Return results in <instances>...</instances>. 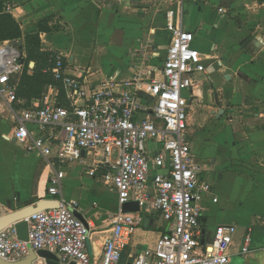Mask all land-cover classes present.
<instances>
[{
	"label": "built area",
	"instance_id": "built-area-1",
	"mask_svg": "<svg viewBox=\"0 0 264 264\" xmlns=\"http://www.w3.org/2000/svg\"><path fill=\"white\" fill-rule=\"evenodd\" d=\"M171 1L175 11L165 12L167 49L159 78H109L90 84L69 74L66 57L57 53L44 73L61 89L49 86L24 108L13 83L23 72L24 52L18 41L0 43V99L12 114V139L46 161L48 198L57 204L22 220L26 241L18 239L16 223L1 229L0 260L16 263L31 250L49 251L59 264H230L236 228L217 226L210 237L204 232L203 202L213 195L212 187L187 134L194 78L207 75L205 62L211 59L193 48L194 35L182 26L184 0ZM198 1L206 2L193 0ZM17 5V0H3L2 9L12 14ZM84 156L93 158L88 174L99 175L117 193L98 259L87 252L89 228L76 216L77 201L62 196L64 164L83 162ZM129 202H136L138 211L124 213ZM154 217L166 224L165 232L153 247L129 253L124 261L134 232ZM250 243L247 233L237 254L247 255Z\"/></svg>",
	"mask_w": 264,
	"mask_h": 264
},
{
	"label": "crops",
	"instance_id": "crops-1",
	"mask_svg": "<svg viewBox=\"0 0 264 264\" xmlns=\"http://www.w3.org/2000/svg\"><path fill=\"white\" fill-rule=\"evenodd\" d=\"M17 2L18 5L10 15L19 23L23 34L35 32L38 24L48 17L59 19L64 29L56 31L54 35L41 33V51L64 55L69 74L81 75L90 84H99L109 78L118 81L135 76L146 80L159 78V69L167 49L162 27L168 19L165 16L168 5L163 6L165 12L162 10L157 12L155 8L148 12L145 9V0H17ZM218 9H223V12H218ZM173 10L175 11V7ZM126 20L138 24L136 27L138 35L128 36L131 46L125 53L124 61L121 64L117 63L109 75H101L91 67L90 61H84L82 57L75 55L73 49L80 39L90 41L101 37L107 42L117 31H122L123 36L130 33L127 31L131 30L126 29L124 32L118 25V22ZM182 26L194 35L192 44L194 49L204 58L211 59L205 62L208 66L207 75L198 74L194 78L192 102L187 116V134L191 151L197 160V151L191 140V133L193 134L194 130L190 132V127L208 124L212 121L211 117L216 121H224L223 126L215 133L207 129V139L214 140V144L220 142L219 153L227 156L223 159V164L228 162V165H233L240 174L243 173L236 177L250 184V191L255 194L260 206L256 204L257 211L242 215L243 217L235 220L234 224L222 223L217 226L236 228L234 244L230 250V264H264V0H206L196 3L193 0H184ZM134 33L136 34L135 31ZM124 37L128 38L127 35ZM126 38L122 37L123 42L127 40ZM31 64L34 66V63ZM60 93L62 100L64 92ZM193 102L196 108L192 106ZM6 111L9 114L8 119L4 116ZM195 111L198 117L194 120ZM220 111L222 114H219ZM197 123L198 125H195ZM13 126L12 114L0 99V218L29 206L34 207L41 200H49L47 187L50 171L46 161L37 153H28L22 144L12 139ZM86 159H90L91 162L87 166L86 177L77 179L70 192L67 190L64 192L63 180L67 179L69 162L64 164L62 196L66 200L77 201L79 207L76 214L89 228L87 252L91 258L98 259L102 243L108 236L110 224L108 216L116 210L117 193L113 188L107 189L99 175L92 178L88 174L93 158L84 156L83 162L79 163L85 166ZM245 164L249 165V174L255 177H245L248 172L244 169ZM202 168L204 178L212 187L213 193L203 202V230L207 237H210L217 226L209 227V217L205 211L209 206L218 204L219 199L215 185L213 186L206 178L207 167ZM74 181L75 179L71 182ZM71 182L69 179L66 180V184ZM102 191L115 194L113 210L106 209L104 204H100ZM212 197L216 198V203L211 202ZM152 219L154 225L145 228L147 231L134 232L137 237L149 232V241L131 240L124 261H127L129 253L153 247L163 230L165 232L166 224H156L158 218ZM247 233L251 238L250 252L240 256L237 254V247ZM0 264L7 263L0 261ZM17 264L30 263L24 261ZM31 264H45V261L36 258Z\"/></svg>",
	"mask_w": 264,
	"mask_h": 264
},
{
	"label": "rangeland",
	"instance_id": "rangeland-1",
	"mask_svg": "<svg viewBox=\"0 0 264 264\" xmlns=\"http://www.w3.org/2000/svg\"><path fill=\"white\" fill-rule=\"evenodd\" d=\"M147 11H151L152 8H155L156 11H164L163 6L168 5L167 9H172L174 8V2L171 0H145ZM162 4V5H161ZM3 11V10H2ZM4 12V11H3ZM165 12V11H164ZM163 13V12H160ZM119 27L126 32L127 31L130 33H125L124 36L127 35V37L130 35L135 36L137 34V25L138 24H133L126 20V22H118ZM48 31L47 33L53 34L57 30L61 31L64 29L62 25H60V21L58 18H52L50 21V25L48 24L45 26ZM163 28V27H162ZM136 32V34L134 33ZM121 33L122 31H117L112 34V38H109L107 42H105L103 39L98 38V40H78V42L75 43L74 46V53L75 55H79L88 62L90 61L91 67L93 69H96L101 73V75H109L115 68L116 64L124 61L125 53L128 51L130 45V38L124 37ZM54 35V34H53ZM127 39L126 41L123 42V39ZM46 41V39H44ZM103 40V41H101ZM44 41V42H45ZM46 43V42H45ZM42 41L40 40L39 44V49H42ZM194 48V47H193ZM26 63L28 64V69H32L33 65L31 63L38 62L39 59L36 58H29L28 53L24 52V60L26 58ZM23 60V61H24ZM24 69V67H23ZM100 75V76H101ZM21 76L18 75L17 77L19 78ZM210 83V82H209ZM210 85H212L210 83ZM46 90L44 91V93ZM43 93V95H44ZM42 95V96H43ZM41 96V97H42ZM216 96V93H213V97ZM214 102V101H213ZM204 104V103H202ZM201 104V106H203ZM194 108H196V105L192 104ZM7 119L9 118V114L6 111V114L4 115ZM194 120L198 117V113L196 111L193 113ZM200 118V117H199ZM211 120L208 124L203 123L199 125L198 127L191 128L190 127V132L193 129L194 133H191V140L193 141V146L195 150L197 151V162L201 166H205L207 176L206 178L211 181L213 184L214 188L217 190V197L219 199V203L214 205V206H209V208L205 211L207 214L208 218V225L209 227H214L217 226L218 224L222 223H235V220L238 218L243 217L242 215H247L250 211H257L258 207L256 208V204L260 206L259 201L256 199L255 194H252V191H250V184H246L243 179H239L238 176L240 173L238 170H235L233 168V165H228V162H225L223 164V159H226V155H222L219 153L221 150L219 147L220 142H216L214 144V140H208L207 139V129H209L212 133H215L216 130H220V126H223V122L216 121L213 117H211ZM195 125H198L195 124ZM210 133V132H209ZM214 135V134H213ZM230 148V146H228ZM86 165L82 166L79 162H69L67 163V179L74 182L66 184V178L63 180V185H64V192L67 190V192L72 190V186L76 183L77 179H81L86 177V172H87V166L90 164V159L85 160ZM213 162V163H212ZM217 163V164H216ZM249 165L245 164L244 169L247 170L246 176L245 177H255L253 175L249 174ZM241 173L240 175H242ZM245 174V173H244ZM252 174V172H251ZM264 175V174H263ZM101 183V182H100ZM109 189V187H106ZM110 190V189H109ZM100 197L102 198V203L101 205L104 204L105 208L113 210L115 208V194L113 192H108V191H102ZM100 200V199H99ZM163 223L161 219L156 220V224H161ZM139 230H144L147 231L143 226L139 228ZM149 232L146 233L145 235H140L137 237V234H134L131 237V240L133 242L138 241V240H143V241H149ZM126 260V258L124 259Z\"/></svg>",
	"mask_w": 264,
	"mask_h": 264
},
{
	"label": "trees",
	"instance_id": "trees-1",
	"mask_svg": "<svg viewBox=\"0 0 264 264\" xmlns=\"http://www.w3.org/2000/svg\"><path fill=\"white\" fill-rule=\"evenodd\" d=\"M2 2L3 0H0V43L4 41H20L23 52H27L29 58L37 57L39 59L38 62H34L33 68L29 70L26 63V55L23 61L24 69L21 76L19 78L15 77L13 80V83L17 86V98L23 102L21 107L25 108L32 99H39L48 86H59L53 81L50 74L44 73V70L50 67L49 61L53 53L44 52L39 49L40 34L47 33L48 29L45 26L50 23L52 18L48 17L42 20L35 32L23 34L15 18L2 11Z\"/></svg>",
	"mask_w": 264,
	"mask_h": 264
},
{
	"label": "water",
	"instance_id": "water-1",
	"mask_svg": "<svg viewBox=\"0 0 264 264\" xmlns=\"http://www.w3.org/2000/svg\"><path fill=\"white\" fill-rule=\"evenodd\" d=\"M17 44L21 47L20 41H18ZM219 114H222V111H220ZM56 205H57L56 202L49 201V200H41L34 207L29 206L27 208H24L22 210H19L17 212L9 214L5 217H2V218H0V230L5 228L8 225L16 223L15 227L17 230L18 239H20L22 241H26L27 240V224L25 222H23L22 220L24 218H26L27 216H29L30 214H32L33 212L45 210L48 208H55ZM122 211L124 213H132V212L138 211L137 203L136 202L126 203L123 206ZM76 216L78 217L77 214H76ZM78 218L80 219V217H78ZM151 226H152V220L149 221V225H148V222L146 220L144 223V228H147V227L151 228ZM37 257L43 259L45 261V264H59L56 256L53 253H51L49 251H38L35 254L31 250L29 251V256L26 259L19 261V262L27 261L28 263L31 264V262L36 260ZM0 261H2V260H0ZM2 262H4V261H2ZM19 262L7 263V264H17ZM71 264H73V263H71Z\"/></svg>",
	"mask_w": 264,
	"mask_h": 264
},
{
	"label": "flooded vegetation",
	"instance_id": "flooded-vegetation-1",
	"mask_svg": "<svg viewBox=\"0 0 264 264\" xmlns=\"http://www.w3.org/2000/svg\"><path fill=\"white\" fill-rule=\"evenodd\" d=\"M199 164V163H198ZM200 165V164H199ZM201 166V165H200ZM202 167V166H201Z\"/></svg>",
	"mask_w": 264,
	"mask_h": 264
}]
</instances>
